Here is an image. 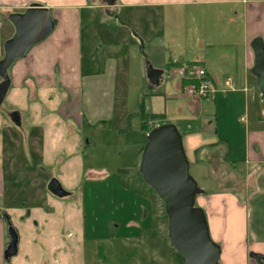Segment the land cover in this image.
<instances>
[{
    "label": "rangeland",
    "instance_id": "1",
    "mask_svg": "<svg viewBox=\"0 0 264 264\" xmlns=\"http://www.w3.org/2000/svg\"><path fill=\"white\" fill-rule=\"evenodd\" d=\"M186 8L183 13L167 16L159 35L141 33L137 26L125 22L124 16L110 22L100 14L96 22L100 43L112 41L116 48L104 46L102 54L97 52L93 57L89 27L84 24L85 71H103L113 64L109 59L119 62H115L119 68L117 100L114 110H102L105 121L93 122L87 116L91 109L106 108L110 90L106 81L88 102L86 97L82 105L74 100L70 119L59 112L67 99L62 89L32 93L29 88L17 89L11 84L0 105V167L5 179L3 206L18 212L11 216V222L19 231L20 243L18 254L4 264H185L168 237L165 200L140 173L147 143V128L140 113L167 114L181 133L184 128L178 120L192 115L189 99L176 87L179 76L172 75L192 63L172 61L171 68L166 59L201 57L198 42L207 49L205 37L209 35L212 41L226 24L225 18L210 8ZM13 34V25L0 14V60L4 43ZM148 62L165 69L164 81L157 88L147 79ZM253 80V88L260 94L255 77ZM96 89L92 90L96 93ZM249 101L252 105L251 98ZM210 106L213 111L215 104ZM225 111L218 121L210 119L213 123L203 130L205 135H215L220 125L216 141L200 145L191 160L196 159L198 165L190 167V174L205 190L199 198L204 195L222 201L227 195L239 197L246 191V166L238 149L231 160L225 136L231 129L237 143L243 139L244 106ZM13 114L19 115V124ZM146 119L148 126L161 122ZM52 178L58 179L70 195L58 198L51 194L47 185Z\"/></svg>",
    "mask_w": 264,
    "mask_h": 264
},
{
    "label": "crops",
    "instance_id": "2",
    "mask_svg": "<svg viewBox=\"0 0 264 264\" xmlns=\"http://www.w3.org/2000/svg\"><path fill=\"white\" fill-rule=\"evenodd\" d=\"M32 5L48 8L55 21V27L45 40L33 46L9 69L12 86L17 89L29 88L33 91L32 93L62 89L67 99L59 112L70 119L75 110L72 105L74 100L77 98L80 105L86 102V99L88 102L92 93L96 95L100 87L104 88L103 81H106L107 88L110 89L106 98V108L100 106L96 111L90 110L87 118L94 119L93 122H97L98 119L105 121L106 119L103 118L106 114L102 110L109 112L115 108L119 62L117 59L116 61L109 59L113 64L107 66L110 65L108 62L107 68L103 71L94 72L91 68L85 71L87 70L84 67L83 44L85 23L88 25L87 28L89 27L87 30L90 32V55L93 57L94 53L102 54L101 49L104 46L112 50L116 48L112 41L106 45L100 43L102 37L96 29L100 14L110 22L124 16L123 19L130 23V26H137L142 30L141 33L148 32V35H159L161 33L159 28L165 23L167 16L178 11L182 12L183 8L187 9L186 7L210 8L216 15L225 18L226 27L211 37L212 41L209 35L205 37L207 49L204 48L205 44L198 42L200 48L198 52H202L201 57L189 59L187 56L175 58L171 56L169 60L166 59V62L169 67L172 61L193 62L204 67L218 80L220 86H223L222 82L226 77H231L236 83L235 91L220 92L214 100L189 99L188 107L192 115L183 116L178 121L184 128L183 142L188 151L190 167L197 166L198 161L195 158V161H191L197 148L202 144L216 141L215 137L220 129L218 125L215 135H205L204 128L213 123L210 119L218 121L221 111L224 112L226 109V113L244 106L246 128L243 139L237 143L236 135L231 129L225 133L229 141L231 160L235 158V152L238 149L239 158L246 166L248 180L244 195L239 197L227 195L222 201L217 197L206 199L203 195L201 198L197 197L196 201L206 213L211 238L221 247L219 260L221 264H264V103L261 93L256 94L253 88L255 76L252 74V68L255 64V55L251 46L255 38L260 37L264 41V0H116L114 5H107L103 0L96 2L90 0H0V14L9 20L11 14L22 13ZM157 69L164 70V78L165 69L162 67ZM181 84L179 77L176 83L178 90H181ZM93 87L94 90L97 87L96 93L92 90ZM102 95L103 93L101 97ZM250 98L252 105L249 104ZM211 102L215 104L213 111L209 109ZM202 107L207 108L201 112ZM82 115L79 110V116ZM164 115L165 119H160L161 123H170L167 114ZM17 116L20 121L18 114ZM244 117L242 116L241 119ZM4 180V170L0 167V264H4L5 249L10 241L5 216L9 214L11 221V216L18 213L15 209L13 210L16 213H13L3 206ZM18 223L21 225V221ZM23 230L28 232L26 226ZM44 235L48 236L50 233ZM70 237L69 234L68 238Z\"/></svg>",
    "mask_w": 264,
    "mask_h": 264
},
{
    "label": "water",
    "instance_id": "3",
    "mask_svg": "<svg viewBox=\"0 0 264 264\" xmlns=\"http://www.w3.org/2000/svg\"><path fill=\"white\" fill-rule=\"evenodd\" d=\"M96 2L97 0H90ZM107 5H114L116 0H103ZM15 28L11 38L4 43V57L0 60V105L6 98L11 86L9 69L16 60L23 58L35 45L45 40L54 30L55 21L48 8L32 5L22 13L9 16ZM255 64L252 74L264 103V41L258 37L251 44ZM164 70L157 69L150 62L146 64V76L155 87L161 85ZM19 124L17 114L12 115ZM143 180L165 200L168 218V237L177 252L184 258L185 264H221V247L210 235L208 220L204 209L196 206L199 195L204 194L190 174V161L187 157L183 135L176 125L164 123L154 128L147 136L140 165ZM48 191L58 198L70 195L60 181L52 178ZM9 243L4 257L10 260L19 251V233L5 216ZM146 264H159L148 262Z\"/></svg>",
    "mask_w": 264,
    "mask_h": 264
},
{
    "label": "built area",
    "instance_id": "4",
    "mask_svg": "<svg viewBox=\"0 0 264 264\" xmlns=\"http://www.w3.org/2000/svg\"><path fill=\"white\" fill-rule=\"evenodd\" d=\"M174 74H177L182 81L181 91H183V95L194 101L214 100L220 92L236 90V83L231 77H226L222 82L223 86H220L218 80L211 76L204 67L196 63L185 65L173 71L172 75ZM161 125V122L149 125L145 133L146 137L152 129Z\"/></svg>",
    "mask_w": 264,
    "mask_h": 264
},
{
    "label": "trees",
    "instance_id": "5",
    "mask_svg": "<svg viewBox=\"0 0 264 264\" xmlns=\"http://www.w3.org/2000/svg\"><path fill=\"white\" fill-rule=\"evenodd\" d=\"M193 64V62H192ZM141 115V118L143 120V126L145 128H147L146 130H148V121L146 118L149 119H152V120H160V119H165V115L164 114H143V113H140Z\"/></svg>",
    "mask_w": 264,
    "mask_h": 264
}]
</instances>
